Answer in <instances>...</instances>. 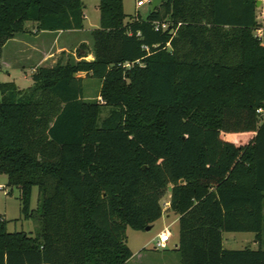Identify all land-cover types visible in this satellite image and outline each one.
I'll return each mask as SVG.
<instances>
[{
  "label": "trees",
  "instance_id": "trees-1",
  "mask_svg": "<svg viewBox=\"0 0 264 264\" xmlns=\"http://www.w3.org/2000/svg\"><path fill=\"white\" fill-rule=\"evenodd\" d=\"M256 4L165 0L126 21L123 0H100L99 27L78 60L37 68L26 90L0 83V175L19 190L22 218L39 221L30 236L0 220V264H125L127 229L161 219L169 186L180 264H264L261 248L223 246L224 233L262 240ZM83 8L82 0H0V59L26 22L38 32L83 30ZM85 79L101 83L104 105L85 99Z\"/></svg>",
  "mask_w": 264,
  "mask_h": 264
},
{
  "label": "rangeland",
  "instance_id": "rangeland-1",
  "mask_svg": "<svg viewBox=\"0 0 264 264\" xmlns=\"http://www.w3.org/2000/svg\"><path fill=\"white\" fill-rule=\"evenodd\" d=\"M137 0H123V11L126 15V21L132 19H146L150 12V5L144 7H136ZM260 7L257 8L256 15L258 23L262 22V0ZM84 20V31H69L57 32L48 36L39 37L37 35V27L34 23L26 22L24 24V32L16 35L13 39L7 41L1 49L0 59V83L12 82L19 90H26L32 85L31 76L33 75L30 67L36 61L43 57V51L47 53L54 51L52 48L53 41L56 39L59 43L62 42L68 50L58 52V61L63 63L68 59H75L77 57V47L79 41H85L88 48H91L92 42L90 38V31L99 27L100 0H82ZM159 7V6H158ZM156 7V8H158ZM87 43V44H86ZM129 69V68H127ZM86 100H96L98 103L104 102L100 95L101 83L97 80H87L84 82ZM108 108L103 107L100 115V121L108 115ZM264 118V114H263ZM8 178L6 175H0V220L5 221L8 233L24 232L30 236H35L39 228V221L35 218L33 221L24 220L21 214V204L19 201V190L16 188H9L7 186ZM37 188L32 189L31 193V208L36 210L37 205ZM170 190L167 189L166 194L160 201L162 211L166 210L168 206V198ZM171 221L162 214L153 228L146 231H133L127 229L126 231V245L129 250L134 252L140 246L146 245L147 249H155L157 235L165 228L170 231L173 238L168 243L167 254H172V246L177 239V226L170 225ZM224 246L229 250H242L249 248L251 250H264V220L262 227V240L260 243L255 242L254 234L252 233H224ZM157 249V248H156ZM160 253H164L161 249ZM151 253V252H149ZM174 257V254H172ZM148 257V256H147ZM152 257V256H150ZM179 257V255H177ZM144 260H147L144 259Z\"/></svg>",
  "mask_w": 264,
  "mask_h": 264
},
{
  "label": "crops",
  "instance_id": "crops-1",
  "mask_svg": "<svg viewBox=\"0 0 264 264\" xmlns=\"http://www.w3.org/2000/svg\"><path fill=\"white\" fill-rule=\"evenodd\" d=\"M35 26H36V24H35ZM81 31H84V29ZM51 34H53V32H37V35L39 37H43V36L45 37V36H48ZM83 43H85V41H83V40L79 41V43L77 44V47ZM53 47L55 49L53 52L50 51L47 53L46 51H43L44 56L41 57L39 61H36L32 66H28V67H30L32 73L35 72V70L37 68H41V67L51 68V67H53L56 64V62L58 61L57 60L58 59V55H57L58 52L59 51L63 52V51L68 50V48L65 45H63L62 42L59 43L56 39L53 41L52 48ZM88 49H90V48H88ZM80 53L82 54L83 52L81 51ZM75 59L78 60L77 57ZM85 59L87 61H92L94 58L91 54H88V56ZM79 76L82 77L83 79L85 78V74H80ZM87 80H90V79H85L84 82H86ZM168 189L171 191V186H169ZM169 196H170V194H169ZM169 199H170V197L168 198V206H167L166 210H163L162 214H165V217L171 221L170 225H176L177 226V231H178V218L175 217L174 215H172L170 212H168ZM172 238H173V236L171 234V238H170L169 242L172 240ZM168 243H167L165 249H161L164 253H160V250H158L157 247H155V249L151 250V249H147L146 245L140 246L138 249H136L134 252H132L131 258L125 264H180V256L177 257V255H179V253L177 252L178 232H177V239L171 248L173 251L172 254H174V257L170 253L169 254L165 253V252H167V249H168ZM223 246H224V237H223ZM149 252H151V253H149ZM150 256H152V257H150ZM146 258H147V260H144Z\"/></svg>",
  "mask_w": 264,
  "mask_h": 264
},
{
  "label": "built area",
  "instance_id": "built-area-1",
  "mask_svg": "<svg viewBox=\"0 0 264 264\" xmlns=\"http://www.w3.org/2000/svg\"><path fill=\"white\" fill-rule=\"evenodd\" d=\"M150 2L151 0H137L136 7L139 8V7L149 6ZM262 9H263L261 12L262 22L259 23L260 27L255 31L254 35L261 42V44L264 45V0H262ZM167 28H168V25L166 23H155L154 24L155 31H165ZM131 66L132 65L130 64L125 65L126 68H130ZM257 113L261 115L264 114V112L261 109L257 110ZM170 238H171V233L169 230L165 228L157 236L156 247L158 249H165Z\"/></svg>",
  "mask_w": 264,
  "mask_h": 264
},
{
  "label": "water",
  "instance_id": "water-1",
  "mask_svg": "<svg viewBox=\"0 0 264 264\" xmlns=\"http://www.w3.org/2000/svg\"><path fill=\"white\" fill-rule=\"evenodd\" d=\"M165 0H151L150 2V12H154L156 7H158L159 5H161ZM256 7L259 8L260 7V1H257ZM153 228V225H150L148 227L145 228L144 231L148 232Z\"/></svg>",
  "mask_w": 264,
  "mask_h": 264
}]
</instances>
